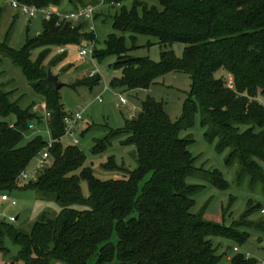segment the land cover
I'll return each mask as SVG.
<instances>
[{"label":"trees","instance_id":"1","mask_svg":"<svg viewBox=\"0 0 264 264\" xmlns=\"http://www.w3.org/2000/svg\"><path fill=\"white\" fill-rule=\"evenodd\" d=\"M17 1L39 9L59 8L67 1L71 11L97 5V0ZM122 1L106 0L94 15L95 22L101 10H115L113 33L102 49L93 51L98 62L115 58L113 69L120 76L113 86L125 92L148 91L165 74L183 73L192 79L194 101L176 125L170 123L162 102L148 96L124 130L99 128L105 134L94 140L93 156L105 152L113 139L125 137V144L135 149L136 162V169L128 171L108 159L101 169L123 176L102 181L93 176L92 165L86 164V155L77 145L60 143L68 115L60 102L61 87L55 91L43 65L52 47L79 46L95 40V34L85 22L73 25L53 17L42 21L41 33L27 39L19 52L0 42V65L9 60L31 91L42 98L24 105L25 96L7 91L0 71V117L14 119L12 124L0 123V192L32 190L59 207L58 214L37 220L29 233L15 224L0 223V250L5 240L18 248L10 264H221L223 256L213 249L212 238L242 247L250 233L241 228L264 234V218L246 223L263 206L253 205L252 198L242 222L231 226L205 220L204 211L191 212L193 197L203 186L186 182L198 170L187 150L192 137H179L198 113L206 140L217 141L218 153L228 152L225 165L235 171L236 184L242 187L248 178L247 189L258 185L264 192V0H149L150 4L133 0L129 9L121 6ZM125 35L131 47L126 46ZM138 36L153 38L163 47L185 45L181 60L171 51H163L158 63L129 56L138 48ZM36 50L42 51L32 60ZM66 57V52L61 53L48 66ZM99 82L95 77L79 84L93 87ZM40 104L49 112L47 122L41 112L33 111ZM30 125L49 132L48 163L39 160L48 143L40 135L21 144ZM33 170V178L19 179L23 172ZM199 170L211 186L227 188L218 171ZM17 179L23 183L20 188ZM83 182L88 186L87 197L82 195ZM234 254L227 257L229 264H257L246 253Z\"/></svg>","mask_w":264,"mask_h":264},{"label":"rangeland","instance_id":"2","mask_svg":"<svg viewBox=\"0 0 264 264\" xmlns=\"http://www.w3.org/2000/svg\"><path fill=\"white\" fill-rule=\"evenodd\" d=\"M132 2L133 0H123L121 6L129 9ZM146 2L151 3L149 0ZM58 9L66 13L71 12V7L67 1H63ZM114 13L115 10H101V16L94 22L96 30L94 38L96 42L98 41L96 43L97 49H102L107 36L113 33L111 16ZM42 27L41 17L29 19L27 16L12 10L6 0H0V42H7L10 48L19 52L27 39H34L41 33ZM125 42L127 47H131L128 35H125ZM136 46L138 48L131 50L129 56L147 57L154 63L160 61V54L163 51H171L177 59L181 60L185 48V45L181 43H173L163 47L155 39L145 36L137 37ZM65 49L67 57L58 65L49 67L48 63L60 54L59 47H52L45 54L46 58L43 62L45 72L58 76V81L62 84L59 90V98L65 113L69 116L79 113L82 118L79 126L75 129L74 138L64 136L60 143L63 146H69L73 145V140H77L78 148L86 155V164L92 165V173L95 178L102 181L121 179L122 173L106 172L101 169V165H104L108 159H113L117 166L124 167L128 171H134L136 169L135 149L133 146L125 144V137H118L112 140L111 146L105 152L93 156L91 150L94 140L102 138L105 134L99 128L112 131L124 130L126 121L140 111L141 103L148 96L162 102L170 123L176 125L183 119L186 106L190 104V101H194L190 94L192 79L187 74L171 72L159 78L148 91L125 92L123 89L113 86L114 81L120 76L119 71L113 69L114 57L98 62L93 58V55L88 58L80 57L78 45L67 46ZM40 51L42 50H36L33 53L32 60L37 57ZM0 71L3 72L1 82L7 84V91H14L16 97L25 96L24 105L41 101L42 98L31 91L20 70L14 68L9 60L6 59L2 62ZM91 71L97 74L93 78L88 77ZM95 77L100 79L98 85L90 87L79 84L83 79L94 80ZM229 82H232L231 77H228L227 86H229ZM98 97L102 99V102H98ZM119 97L124 98L126 104H121ZM3 121L12 124L14 119L0 117V123ZM204 132V128L200 125L199 114L195 113L191 118L190 128L179 133L180 138L188 135L192 137L193 142L188 145L187 150L195 158L194 167L198 170L189 176L186 182L203 186L200 192L193 197L194 206L191 212L204 211L205 220L213 223L223 221L225 225L231 226L242 222L241 216L247 211L250 198H252L253 205L255 203L264 204V192L262 187L258 185H255L256 187L253 189H247L249 186L248 178H245L243 186L239 187L235 182V171L230 170L225 165V157L228 152L218 153L216 151L217 141L209 143ZM37 135H40L47 142L50 141L47 128L30 125L21 144L27 143ZM199 169L205 172L218 171L227 184V188L220 190L211 186L204 180ZM16 186L22 187V181L17 179ZM81 191L84 197L88 196L89 190L85 182L81 184ZM8 195L16 202V205L0 203V214L19 217L15 225L24 233H29L31 226L40 218L49 219L59 212V207L53 200L40 199L32 190H13ZM263 218L257 210L246 218V223L255 224ZM241 230L250 233L247 242L242 247L223 239H211L217 255L223 256L221 264H229L227 257L231 259L235 255L232 251L233 247H237L239 253H249L251 257L264 263V234L255 233L246 228H241ZM0 252L4 253V255L0 254V264H10L12 259L17 256L18 248L10 241L5 240ZM54 264L62 263L56 262Z\"/></svg>","mask_w":264,"mask_h":264},{"label":"built area","instance_id":"3","mask_svg":"<svg viewBox=\"0 0 264 264\" xmlns=\"http://www.w3.org/2000/svg\"><path fill=\"white\" fill-rule=\"evenodd\" d=\"M11 9L27 16L29 19H36L37 17H41L43 21L49 22L53 17L58 18L60 21H66L70 22L73 25H77L79 23L85 22L87 24V29L89 32L94 33L96 32L95 30V25H94V15L95 12L99 7H102L106 5V0H97V5L96 6H87V7H82L79 8L75 11L71 12H62L58 8L55 7H48L45 9H39L34 6H28L19 3L17 0H6ZM96 47V41L95 40H89L82 42L79 45V50L78 54L82 58H88L89 56L92 57L93 51ZM65 48H60V53L65 52ZM97 74L93 71H91L90 74H88V77L92 78L96 76ZM229 87L231 86L232 82H229ZM120 103L121 104H126V101L124 98L119 97ZM98 102H102V99L100 97L97 98ZM34 112H41L42 115L45 117V121H49V112L45 110L44 104H40L38 106H35L33 108ZM82 121L81 115L79 113L74 114L73 116H66L64 118V125L66 127L65 131V136H69L70 138H74L75 136V129L79 126V123ZM74 145H78L77 140H73ZM52 147V142L48 141L46 148L42 150V152L39 155V160L40 163L43 164L47 162L49 159V149ZM35 175V171H25L23 172L20 176L19 179L22 180H28L33 178ZM0 203H10L12 206L16 205V202L10 198V196L7 193H2L0 192ZM260 215H264V204L260 209ZM5 222L8 224H15L16 217L9 215H1L0 214V223ZM234 253H239V250L237 247L233 248ZM246 258H250L251 256L249 253L245 254ZM257 264H264L263 261L257 260Z\"/></svg>","mask_w":264,"mask_h":264},{"label":"water","instance_id":"4","mask_svg":"<svg viewBox=\"0 0 264 264\" xmlns=\"http://www.w3.org/2000/svg\"><path fill=\"white\" fill-rule=\"evenodd\" d=\"M48 80L53 84L55 91H58V89L62 86L61 83L58 81V76L52 75L50 72L47 74ZM19 217H16V221L18 220ZM42 218H40L38 221L40 222Z\"/></svg>","mask_w":264,"mask_h":264},{"label":"crops","instance_id":"5","mask_svg":"<svg viewBox=\"0 0 264 264\" xmlns=\"http://www.w3.org/2000/svg\"><path fill=\"white\" fill-rule=\"evenodd\" d=\"M16 12V11H15ZM16 13H18V12H16ZM42 19V18H41ZM43 21V20H42ZM66 52V51H65ZM61 54V53H60Z\"/></svg>","mask_w":264,"mask_h":264}]
</instances>
